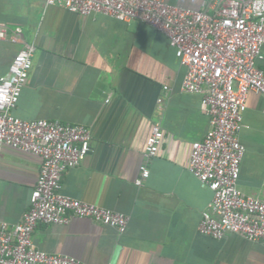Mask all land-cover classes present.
I'll list each match as a JSON object with an SVG mask.
<instances>
[{
    "label": "crops",
    "instance_id": "1",
    "mask_svg": "<svg viewBox=\"0 0 264 264\" xmlns=\"http://www.w3.org/2000/svg\"><path fill=\"white\" fill-rule=\"evenodd\" d=\"M200 9L204 0H165ZM0 22L22 27L36 45L33 67L14 114L27 120L83 123L91 150L62 177L61 192L122 211L126 232L90 218L40 222L33 242L84 264H264V242L199 231L213 190L190 171L192 144L210 129L202 94L186 92L187 68L167 33L139 19L81 15L47 0H0ZM23 43L0 39V78ZM264 53V47H263ZM264 70V58L258 62ZM167 87V88H165ZM159 124L165 137L146 156ZM241 141L239 187L264 199V97L251 92ZM149 168L142 186L135 180ZM42 159L4 146L0 160V222H20L30 207Z\"/></svg>",
    "mask_w": 264,
    "mask_h": 264
},
{
    "label": "built area",
    "instance_id": "2",
    "mask_svg": "<svg viewBox=\"0 0 264 264\" xmlns=\"http://www.w3.org/2000/svg\"><path fill=\"white\" fill-rule=\"evenodd\" d=\"M81 15L102 13L123 22L139 19L168 34L187 71L182 89L202 94L210 129L192 144L190 171L213 190V199L199 231L217 239L229 233L264 242V199L239 187L246 147L241 141L251 92L264 97V0H204L200 9L165 0H47ZM0 39L22 42L9 70L0 78V160L8 145L42 159L31 192L30 207L20 222H0V264H84L75 257L49 253L33 242L40 222L68 224L90 218L124 233L130 216L61 192L62 177L78 166L91 150V130L83 123L48 119L27 120L14 114L33 67L36 45L22 27L0 22ZM167 88V87H165ZM165 137L159 124L147 139L146 156L160 149ZM141 166L136 185L149 177Z\"/></svg>",
    "mask_w": 264,
    "mask_h": 264
}]
</instances>
